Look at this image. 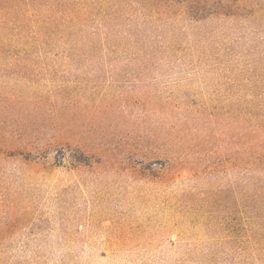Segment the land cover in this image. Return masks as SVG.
Instances as JSON below:
<instances>
[{"label":"rangeland","instance_id":"374dc122","mask_svg":"<svg viewBox=\"0 0 264 264\" xmlns=\"http://www.w3.org/2000/svg\"><path fill=\"white\" fill-rule=\"evenodd\" d=\"M0 264H264V0H0Z\"/></svg>","mask_w":264,"mask_h":264},{"label":"trees","instance_id":"16d2710c","mask_svg":"<svg viewBox=\"0 0 264 264\" xmlns=\"http://www.w3.org/2000/svg\"><path fill=\"white\" fill-rule=\"evenodd\" d=\"M190 7H191V6H190ZM190 7H189V8H190Z\"/></svg>","mask_w":264,"mask_h":264}]
</instances>
